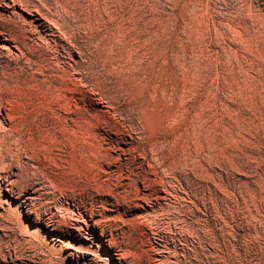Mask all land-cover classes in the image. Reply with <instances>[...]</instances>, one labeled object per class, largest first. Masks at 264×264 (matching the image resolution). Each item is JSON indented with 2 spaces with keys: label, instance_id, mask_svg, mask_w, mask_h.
<instances>
[{
  "label": "rangeland",
  "instance_id": "rangeland-1",
  "mask_svg": "<svg viewBox=\"0 0 264 264\" xmlns=\"http://www.w3.org/2000/svg\"><path fill=\"white\" fill-rule=\"evenodd\" d=\"M0 31V264H264V0H0Z\"/></svg>",
  "mask_w": 264,
  "mask_h": 264
},
{
  "label": "bare ground",
  "instance_id": "bare-ground-1",
  "mask_svg": "<svg viewBox=\"0 0 264 264\" xmlns=\"http://www.w3.org/2000/svg\"><path fill=\"white\" fill-rule=\"evenodd\" d=\"M0 36H2V37H5L4 36V33H2L1 31H0ZM0 115L2 116V117H4L5 115L2 113V108H0ZM0 128L3 130L4 128H3V123L1 122V120H0ZM6 130V129H5ZM4 131V130H3ZM1 142V141H0ZM0 146H1V143H0ZM2 147V146H1ZM93 214V213H92ZM52 215H54V214H52ZM85 216V215H84ZM88 216V215H87ZM94 216V215H93ZM88 217H90V220H92L93 219V217L92 216H88ZM43 218V217H42ZM82 218H83V216H82ZM85 218V217H84ZM95 218V217H94ZM54 219V218H53ZM85 220V224L89 227V221H87L86 219H84ZM83 220V221H84ZM50 224L48 225L49 227H52V226H54L51 222H49ZM66 225V224H65ZM103 236H104V234H103ZM111 247H113L112 245H111ZM118 255V254H117ZM118 258V257H117ZM118 260H120L121 261V259L120 258H118ZM92 264H95V262H92Z\"/></svg>",
  "mask_w": 264,
  "mask_h": 264
}]
</instances>
